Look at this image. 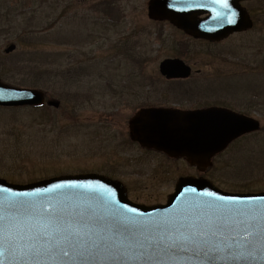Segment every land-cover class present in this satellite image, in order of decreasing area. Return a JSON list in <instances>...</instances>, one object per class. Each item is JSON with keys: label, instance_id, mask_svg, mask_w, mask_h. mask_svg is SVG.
Listing matches in <instances>:
<instances>
[{"label": "rangeland", "instance_id": "374dc122", "mask_svg": "<svg viewBox=\"0 0 264 264\" xmlns=\"http://www.w3.org/2000/svg\"><path fill=\"white\" fill-rule=\"evenodd\" d=\"M148 1L0 0L1 79L12 86L31 88L33 78L45 76L39 79L37 89L45 91L48 100L61 101L57 110L47 106L43 110L0 109V171H16V179L29 182L62 174L102 173L104 166L118 167L122 172L131 169L126 159L136 152L124 145L129 141L127 122L138 104L155 97L138 94L121 99V95L150 89L147 79L161 88L158 62L170 54L168 47L159 49L156 33L162 25L148 19ZM104 6L107 15H116L115 23L103 14ZM11 43L17 49L7 55L4 50ZM259 52L263 56H258ZM203 54V74L219 77L238 71L252 76L251 69L264 64V15L253 31ZM241 61L246 62L244 67L239 66ZM51 66L61 71L75 67L71 75L81 82L46 83L52 78L40 73ZM258 73L264 83V71ZM65 85L72 90H61ZM262 87L255 93L260 99L255 107L233 105L259 119L261 129L235 142L214 160L208 178L223 190L264 191V108L257 106H264ZM109 120L111 129L103 128ZM153 163L163 164L161 159L149 161ZM167 165L180 173L190 171L180 163ZM151 173L147 169V174ZM171 182V176L166 175L150 185L156 189ZM131 196L143 201L156 198L148 192Z\"/></svg>", "mask_w": 264, "mask_h": 264}, {"label": "water", "instance_id": "95a60500", "mask_svg": "<svg viewBox=\"0 0 264 264\" xmlns=\"http://www.w3.org/2000/svg\"><path fill=\"white\" fill-rule=\"evenodd\" d=\"M239 1L241 0H231L230 3L227 0V7H224L222 2L213 0L212 7L209 8L213 13L212 17L199 23L197 14L205 8L199 7L197 0H151L148 6L149 18L159 21L167 20L195 36H224L230 32L247 30L252 27L248 15L239 8ZM212 25L220 26L221 32H211V29L207 27ZM14 49L15 46L11 45L6 52L10 53ZM162 72L171 76L168 67L164 66ZM43 102L44 97L40 92L18 89L0 82V106L39 105ZM49 104L59 106L55 102ZM152 112L141 111L137 116L145 114L144 120L137 122L134 118L131 121L132 140L173 157H186L190 164L199 167L210 166L211 159L225 150L231 142L242 135L256 132L260 128L259 123L253 119L226 110H211L204 116L179 114L171 119L167 118L168 115L162 119L160 117L162 115ZM151 116L154 118L153 122ZM53 185H62V187L50 190ZM177 187L178 194H195L196 198L187 199L184 196L179 199L178 204L171 199L164 207L137 206L128 200L121 184L96 176L64 177L26 187L0 186V212L7 210L20 199H28L43 203L50 202L52 206L85 211L97 217L109 218L116 214L135 217L145 224L161 221L183 223L200 215L197 209L204 201L214 199V197H209L208 193H214L218 197H264V193L224 194L203 179H181ZM182 187L191 188L187 191ZM131 209H135V212H131ZM7 260H14L17 264H21L11 256L4 255V263ZM48 264H98V262L65 259L49 261ZM104 264H110V262H104ZM129 264L134 263L129 262ZM164 264H264V258L239 261L222 258L209 262L202 254L188 252L173 260H165Z\"/></svg>", "mask_w": 264, "mask_h": 264}, {"label": "snow or ice", "instance_id": "6c2138e0", "mask_svg": "<svg viewBox=\"0 0 264 264\" xmlns=\"http://www.w3.org/2000/svg\"><path fill=\"white\" fill-rule=\"evenodd\" d=\"M217 2L227 7V0ZM144 118L141 114L135 120ZM60 187L53 185L50 190ZM208 196L214 199L198 207L200 215L195 219L153 224L131 216L97 217L50 202L20 199L0 212V264L5 253L21 264L65 259L164 264L188 252L202 254L209 262L264 258V197Z\"/></svg>", "mask_w": 264, "mask_h": 264}, {"label": "flooded vegetation", "instance_id": "af4514ba", "mask_svg": "<svg viewBox=\"0 0 264 264\" xmlns=\"http://www.w3.org/2000/svg\"><path fill=\"white\" fill-rule=\"evenodd\" d=\"M240 5L247 10L254 23H257L259 18L264 15V1H242ZM209 15V12H200L199 20H204ZM159 29H161V31L156 33L159 49L168 47L170 50V54L158 62V80L164 88H156L153 79H148L150 89H143L144 91L134 92L127 96L123 94L121 95V99L125 97L132 98L133 96H139L138 94H141L142 97L155 98L154 100H148L138 104L137 106H141L140 109L159 108L177 110L180 112H196L211 107L236 110L233 105H239L240 107L246 105V102L243 100L244 94L256 93L254 91L229 88L236 83H241V79L246 75L238 71L230 72V74H225L224 76L219 75V77L217 74L213 76L203 74L202 63L205 61V55L203 53L222 48L231 38L239 36L240 34L232 35L227 39L217 42L205 37H193L167 22L162 23ZM209 55H212V53L209 52ZM165 60H177V62H180L171 63L168 67L171 78H168L161 72V65ZM239 66L244 67L245 65L239 63ZM187 72L190 73L189 76H185ZM237 98L240 100H237ZM248 105L249 104H247V106ZM110 117H108V119ZM132 117L133 113L127 122L125 131L127 137H129L128 127ZM112 126L109 120L107 124H104L103 128L111 129ZM124 145L132 148V150L136 152V155H129L126 159L131 169L122 172L118 167L104 166L105 172L102 173L122 181L127 188L128 196L134 192H148L156 196V199L152 202H144L133 198L134 202L146 205L166 204L171 195L175 193L176 185L156 186V189H154V186L150 185V182L153 180L156 182L167 172L168 169L165 167V162L183 163V160L171 159L162 153L142 148L136 143L129 145L128 142H126ZM155 159H161L164 163H153L150 165L149 160L153 161ZM183 165L185 166V164ZM147 169L152 170L153 174H147ZM15 172L16 171H0V184L25 185L40 181V179H34L29 182H20L13 175ZM208 172V170L204 172V177L208 178ZM184 175L200 177L203 174H199L196 169L190 168V173ZM218 188L221 189L220 187ZM6 255L9 254L6 253Z\"/></svg>", "mask_w": 264, "mask_h": 264}]
</instances>
